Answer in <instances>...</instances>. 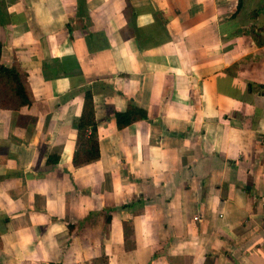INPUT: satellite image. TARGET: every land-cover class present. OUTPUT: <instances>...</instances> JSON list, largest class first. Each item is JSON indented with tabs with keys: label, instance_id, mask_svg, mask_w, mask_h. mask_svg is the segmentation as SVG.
Masks as SVG:
<instances>
[{
	"label": "crops",
	"instance_id": "crops-1",
	"mask_svg": "<svg viewBox=\"0 0 264 264\" xmlns=\"http://www.w3.org/2000/svg\"><path fill=\"white\" fill-rule=\"evenodd\" d=\"M0 44L27 75L31 104L0 108V135L31 136L25 170L122 165L121 203L85 211L109 219L98 254L49 209L6 206L0 264H264V0H0ZM87 88L99 156L73 166ZM128 103L147 118L118 129ZM5 148L0 194L37 181Z\"/></svg>",
	"mask_w": 264,
	"mask_h": 264
},
{
	"label": "rangeland",
	"instance_id": "rangeland-1",
	"mask_svg": "<svg viewBox=\"0 0 264 264\" xmlns=\"http://www.w3.org/2000/svg\"><path fill=\"white\" fill-rule=\"evenodd\" d=\"M20 119L24 121V118L20 117ZM17 131L12 129L11 133L9 130L8 133L3 132L0 135V158H3L5 147L12 145L15 164L9 171H16L18 175H23L21 177L30 175L37 181L12 192L9 190L0 194V242L1 237L7 234L8 230L9 217L3 211L6 206L9 212L23 205L33 209L47 208L70 226L69 230L59 236L62 243L75 238V252L84 258H92L101 251L96 242L107 236L106 222H104L106 214L102 211H94L86 215L85 211L87 208L98 207V202L107 206L121 203L122 165H118L111 176L104 177L98 166L90 163L78 168L73 180L65 173L54 171L53 166H42L37 154L31 157L28 170H25L24 163L20 165L22 162L20 149L24 150L20 146L23 142L28 143L32 140L28 133ZM36 142L46 148L41 139H37ZM0 175L4 174L0 173ZM2 179L0 176V181ZM94 227L97 229H93ZM105 251L110 253L113 251V246L111 248L107 246Z\"/></svg>",
	"mask_w": 264,
	"mask_h": 264
},
{
	"label": "trees",
	"instance_id": "trees-1",
	"mask_svg": "<svg viewBox=\"0 0 264 264\" xmlns=\"http://www.w3.org/2000/svg\"><path fill=\"white\" fill-rule=\"evenodd\" d=\"M26 77V73L17 62H13L10 66L0 64V108L17 110L31 104ZM113 116L118 129L134 121L147 118L146 112L132 103H128L124 111H115ZM17 123H20L19 119ZM74 130L71 164L78 166L97 159L99 156L98 139L92 93L89 88L83 91L80 113L75 121ZM49 158V156L46 158V164L49 163ZM108 220L106 218L104 221L108 222ZM67 227L70 228L69 225Z\"/></svg>",
	"mask_w": 264,
	"mask_h": 264
}]
</instances>
